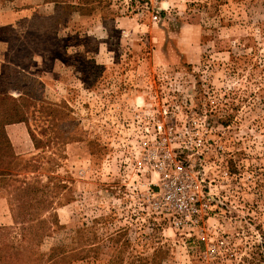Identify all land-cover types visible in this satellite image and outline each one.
<instances>
[{
	"label": "rangeland",
	"instance_id": "obj_1",
	"mask_svg": "<svg viewBox=\"0 0 264 264\" xmlns=\"http://www.w3.org/2000/svg\"><path fill=\"white\" fill-rule=\"evenodd\" d=\"M11 97L35 147L0 175L20 220L0 227V264L75 246L63 264H264V0H46L0 24ZM168 151L209 203L202 235L148 197ZM34 186L58 219L36 235L48 212L18 209Z\"/></svg>",
	"mask_w": 264,
	"mask_h": 264
},
{
	"label": "built area",
	"instance_id": "obj_2",
	"mask_svg": "<svg viewBox=\"0 0 264 264\" xmlns=\"http://www.w3.org/2000/svg\"><path fill=\"white\" fill-rule=\"evenodd\" d=\"M158 160L160 180L148 189L151 204L164 211L173 227L184 235L204 234L202 224L209 203L200 193L193 164L178 159L170 151L161 154ZM208 251H217L216 244L211 243Z\"/></svg>",
	"mask_w": 264,
	"mask_h": 264
},
{
	"label": "trees",
	"instance_id": "obj_3",
	"mask_svg": "<svg viewBox=\"0 0 264 264\" xmlns=\"http://www.w3.org/2000/svg\"><path fill=\"white\" fill-rule=\"evenodd\" d=\"M11 98H12V101L9 102L8 105L7 104L0 105V164L4 162L2 161V158H4L5 163H4L3 168L4 167L7 168L6 171H1L0 175L8 176V178L9 177L11 178L12 176L15 175V173L12 172L11 165L14 164V161L20 157L17 156L13 150V147L6 133L5 126L11 123L12 119L18 118L19 120L17 122L25 121L27 123L28 121L26 118L27 108H25L23 105L19 106V104L16 102L18 99H21V98H15V97L14 98L11 97ZM32 138H33V135H32ZM42 191H43L42 189H39L36 186L23 189V195H21V198H26L27 200H22V202H19L18 204V209L21 210L22 213H26L25 209L31 210V211L28 210V213L24 215L23 219L27 218L28 215L32 216L31 219H33L35 215H38L40 212L38 210V207H40V210L44 212H48L46 217H43L42 219H38L34 227L33 226L30 227V230L34 232V235H36L38 229L45 228L48 225L49 221L52 224H56V222H58L56 213L53 211L55 209V206L49 202L46 203V201L43 198L44 193ZM39 192H42V193L39 194ZM18 199L20 200V198ZM11 202H12V211H13L12 214H13L15 223H19L20 220H18V214L16 213V207L13 205V201ZM78 250H79L78 247L75 246V247H72L70 250L57 249V250L51 251L48 256V262L49 264H63L65 263L66 260H71L75 256H77Z\"/></svg>",
	"mask_w": 264,
	"mask_h": 264
},
{
	"label": "crops",
	"instance_id": "obj_4",
	"mask_svg": "<svg viewBox=\"0 0 264 264\" xmlns=\"http://www.w3.org/2000/svg\"><path fill=\"white\" fill-rule=\"evenodd\" d=\"M17 2L20 3V7L0 11V24L12 23L31 9L45 3L46 0H17ZM5 130L17 156L23 158L34 150V141L25 121L9 123L5 126ZM13 222L8 195L0 188V227L12 225Z\"/></svg>",
	"mask_w": 264,
	"mask_h": 264
}]
</instances>
